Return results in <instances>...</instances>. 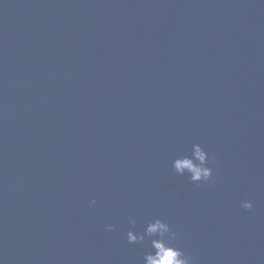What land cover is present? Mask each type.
I'll use <instances>...</instances> for the list:
<instances>
[{"label": "water", "instance_id": "water-1", "mask_svg": "<svg viewBox=\"0 0 264 264\" xmlns=\"http://www.w3.org/2000/svg\"><path fill=\"white\" fill-rule=\"evenodd\" d=\"M155 218L264 264V0H0V264H143Z\"/></svg>", "mask_w": 264, "mask_h": 264}, {"label": "clouds", "instance_id": "clouds-1", "mask_svg": "<svg viewBox=\"0 0 264 264\" xmlns=\"http://www.w3.org/2000/svg\"><path fill=\"white\" fill-rule=\"evenodd\" d=\"M195 151L191 157L178 156L173 164V168L178 175L183 176L186 172L193 183L211 182L213 179V167L209 166V153L205 148L197 143L194 145ZM96 204L93 198L89 206ZM241 207L250 210L254 207L252 201L245 200ZM133 228L137 220L129 217ZM108 231H114L115 225H108ZM179 233L175 231L171 224L163 219L155 218L147 222L142 232L129 230L127 241L129 244L149 243V250L145 253L143 264H196L195 258L187 253L183 248L177 246Z\"/></svg>", "mask_w": 264, "mask_h": 264}]
</instances>
